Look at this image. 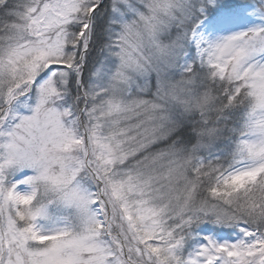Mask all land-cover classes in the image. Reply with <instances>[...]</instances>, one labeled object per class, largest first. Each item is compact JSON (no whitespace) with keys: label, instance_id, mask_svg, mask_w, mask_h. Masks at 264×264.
<instances>
[{"label":"snow or ice","instance_id":"1","mask_svg":"<svg viewBox=\"0 0 264 264\" xmlns=\"http://www.w3.org/2000/svg\"><path fill=\"white\" fill-rule=\"evenodd\" d=\"M0 264H264V0H0Z\"/></svg>","mask_w":264,"mask_h":264}]
</instances>
